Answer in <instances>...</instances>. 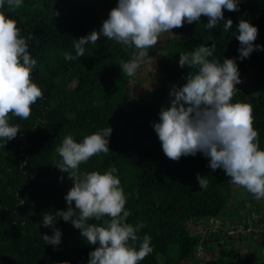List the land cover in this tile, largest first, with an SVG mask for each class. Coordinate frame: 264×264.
Instances as JSON below:
<instances>
[{
    "label": "trees",
    "instance_id": "1",
    "mask_svg": "<svg viewBox=\"0 0 264 264\" xmlns=\"http://www.w3.org/2000/svg\"><path fill=\"white\" fill-rule=\"evenodd\" d=\"M239 2V11L224 10L225 21L233 20L232 28L224 31L225 21H221L208 30L204 16L199 22L185 23L184 38L166 43L157 64L162 79L182 87L189 71L195 73L196 69L179 66L181 53L215 43L211 59L220 63L235 59L247 87L238 84L232 102L251 104L253 126L264 150V51L255 50L241 60L235 37L242 18L258 28L254 43L264 46V0ZM117 3L118 0H24L18 9L9 10L7 5L0 9L17 21L22 36L32 34L28 50L37 65L31 77L43 92V99L31 106L28 119L10 113L9 123L19 125L20 132L5 141V155L0 157V264H87L95 246L88 245L70 222L56 217L62 237L55 249L43 240V234L52 235V230L38 227L45 213L55 215L56 210H67L65 196L73 183L68 173L56 168L62 158L55 149L68 134L79 143L98 130L112 129L108 153L90 157L79 165V170L103 174L110 166L118 169L115 175L127 197L125 210L131 213L127 222L144 225L137 233L140 240L136 247L145 234L151 237L153 251L139 264H161L160 255L173 264L196 260V247L204 236L200 232L192 234L190 226L200 218L221 220L238 188L222 169L213 171L201 153L182 156L179 161L165 156L152 130L153 124L159 122L161 109L170 107L172 89L163 85L150 90L151 98H131L127 88L131 77L122 73L119 65L121 60H129L121 53L129 57L127 50L135 51L134 48L101 36L95 44L84 46V56L64 59L65 52L76 55L75 39L101 29ZM57 11L59 15L55 16ZM150 136L152 145L148 146ZM197 173L208 179L206 189L199 188ZM206 237L218 241L216 231L210 230ZM240 256L234 245H221L206 264H248Z\"/></svg>",
    "mask_w": 264,
    "mask_h": 264
},
{
    "label": "clouds",
    "instance_id": "2",
    "mask_svg": "<svg viewBox=\"0 0 264 264\" xmlns=\"http://www.w3.org/2000/svg\"><path fill=\"white\" fill-rule=\"evenodd\" d=\"M23 3L24 0H0V9L7 5L9 10H15ZM239 5V0H118L99 31L75 39L76 55L65 52L63 56L66 61L82 57L85 45L95 44L101 36L107 37L135 49L131 59L121 60L119 65L122 73L132 77L150 59L149 50L157 45L161 34L185 23L199 22L202 16L207 17L206 29L212 30L225 21L224 10L239 11ZM232 26L233 20L228 18L224 31ZM237 33L239 59L248 58L255 50L264 51V46L254 43L258 28L248 20H239ZM32 39V34L22 36L17 21L0 11V140L6 142L20 132L19 125L9 123V114L26 120L31 115V106L43 99L41 88L31 77L37 65L28 50ZM215 48V43L210 47L201 44L179 55L181 68L187 66L196 71H189L182 87H173L169 93L170 107L161 109L159 122L153 128L170 160L201 153L213 171L222 169L232 183L262 200L264 150L253 126V109L249 103L232 102L236 86L242 82L240 72L235 59H224L223 63L211 59ZM111 132L106 127L79 143L71 134L64 137L55 151L62 158L56 168L68 173L73 183L65 196L67 210H56L55 215L45 213L38 227L52 230V235L43 234V240L55 249L62 237L56 217L70 222L88 245L95 246L89 252L87 264H139L153 251L151 237L145 234L136 247L140 240L137 233L144 225L127 222L131 213L125 210L127 197L115 175L118 169L110 166L103 174L79 170V165L90 157L108 153ZM196 179L199 188L208 187L206 176L197 173Z\"/></svg>",
    "mask_w": 264,
    "mask_h": 264
},
{
    "label": "rangeland",
    "instance_id": "3",
    "mask_svg": "<svg viewBox=\"0 0 264 264\" xmlns=\"http://www.w3.org/2000/svg\"><path fill=\"white\" fill-rule=\"evenodd\" d=\"M185 36V28H175L172 32L161 34L158 38V43L152 49L149 50L150 59L147 60L137 70L135 75L130 78L127 85L128 91L132 99H147L151 98L150 90L161 87L163 85L173 89L174 83L169 82L166 79H162L160 67L157 61L161 54L164 53L166 43L175 40H182ZM133 50H127L126 54H130L129 57L124 53H121L122 57L131 59ZM164 77V74H163ZM241 85H246V79L240 75ZM247 87V85H246ZM250 91L256 93L252 88ZM11 120V114H9V121ZM152 130V135H154ZM153 136H150V140L147 142L148 146L152 145ZM6 140H0V157L5 155L3 150ZM13 147V146H12ZM3 148V149H2ZM221 224L216 230L218 241L214 238L206 237L204 234L200 243L207 241L208 245L204 246V252L208 255L207 259L194 260L196 264L201 261L200 264H206V262L217 255L221 245L235 246L242 261L248 260V264H264V199L256 200L253 195L247 192L244 188L238 186L234 191L233 196L226 204V208L222 213ZM255 217L254 229L242 231V225L245 221ZM191 227L192 234L199 231L193 225ZM252 231V232H251ZM197 250V248H196ZM254 253V255L252 254ZM161 264H173L167 263V259L163 256H159ZM188 261L182 264H186Z\"/></svg>",
    "mask_w": 264,
    "mask_h": 264
},
{
    "label": "built area",
    "instance_id": "4",
    "mask_svg": "<svg viewBox=\"0 0 264 264\" xmlns=\"http://www.w3.org/2000/svg\"><path fill=\"white\" fill-rule=\"evenodd\" d=\"M254 222H255V217L251 218L250 220L245 221L244 225H242V231L245 229V225L247 224L248 227L246 228V231H250L253 229L254 226ZM221 224V220L219 218L216 217H207V218H200L196 221L193 222V226L195 228H197V230L202 234H209L210 230L211 231H216L219 226ZM197 250L195 252V257L197 259H207L209 258L207 254H205L204 252V246L203 244H199L197 247ZM200 262H198L197 264H200ZM186 264H196V262L192 261H188Z\"/></svg>",
    "mask_w": 264,
    "mask_h": 264
},
{
    "label": "crops",
    "instance_id": "5",
    "mask_svg": "<svg viewBox=\"0 0 264 264\" xmlns=\"http://www.w3.org/2000/svg\"><path fill=\"white\" fill-rule=\"evenodd\" d=\"M191 261V260H190Z\"/></svg>",
    "mask_w": 264,
    "mask_h": 264
}]
</instances>
